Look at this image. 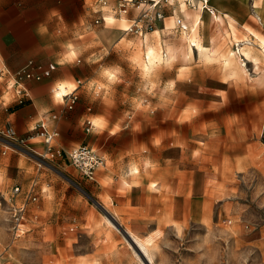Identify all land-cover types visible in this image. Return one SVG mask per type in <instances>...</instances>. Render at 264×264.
<instances>
[{
  "label": "rangeland",
  "instance_id": "obj_1",
  "mask_svg": "<svg viewBox=\"0 0 264 264\" xmlns=\"http://www.w3.org/2000/svg\"><path fill=\"white\" fill-rule=\"evenodd\" d=\"M137 1L140 8L130 3L119 20L110 9L118 0H107L98 25L90 11L96 26L76 37L81 46L100 44L94 68L86 67L83 52L70 43L65 54L76 52L72 62L84 72L51 86L58 101L57 88L69 92L75 80L84 84L94 76L96 87L106 85L97 98L104 92L117 96L109 101L112 112L101 116L107 122L102 138L95 135L88 145L106 162L95 180L65 158L43 159L0 137V264H148L126 229L144 241L149 264H264V89L256 82L264 68V0H220L235 21L215 20L217 13L191 9L184 0H161L164 18L154 21L155 32L126 34L127 17L150 3ZM102 28L121 34L103 44ZM192 39L200 46H192ZM148 47L155 53L149 58ZM243 51L260 67L254 70ZM105 69H119L115 82H104ZM5 85L3 76L2 94ZM193 108L196 114L182 119ZM29 143L38 152L43 148L39 137ZM151 155L154 162L159 158L160 216L136 232L108 193L95 188L111 180L125 186L121 174L137 165L148 173ZM16 185L24 193L33 190L37 200L28 205L25 232L14 238L4 198ZM21 199L22 193L12 196L17 204Z\"/></svg>",
  "mask_w": 264,
  "mask_h": 264
},
{
  "label": "crops",
  "instance_id": "obj_2",
  "mask_svg": "<svg viewBox=\"0 0 264 264\" xmlns=\"http://www.w3.org/2000/svg\"><path fill=\"white\" fill-rule=\"evenodd\" d=\"M87 1L0 0V70L6 76V94L0 93V126H12L19 136L29 137L28 140L30 141L37 137L34 135L35 131L32 130L33 125L42 119L50 129L58 130L59 136L54 143L56 149L60 152L70 150L79 145L88 146L93 142L95 135L98 138H102L101 134L103 131L99 133L93 131V134H90L92 127L86 132L85 127L83 128V123L87 119L110 114L113 106L109 101L112 98H117V96L111 95V92L108 95H105L104 92L101 97L97 98V87L93 83L95 80L94 76L85 77L86 81L84 84L82 82L77 87L76 92L79 98L70 110L66 109V99L60 96L63 93H60L59 88L56 89V97L61 98L60 100L55 101L51 94V86L54 83L69 80L71 77L74 78L84 72L83 69L75 66L72 60L66 59L68 55L65 53L69 51L68 45L70 43L75 45V51L83 52L86 58V67L88 68H94L93 56L101 50L100 44L91 41L81 46L76 37L91 31V27L99 24L91 25L90 11L97 16L98 14L94 12L95 7L90 6L93 0H89L88 3ZM219 1H210L215 9L214 15L218 14V16H213L212 18L215 20L228 18L230 21H235L237 18L233 13L219 4ZM200 11L208 14L206 11ZM130 14L133 15L134 11L131 10ZM121 17L115 18L121 20ZM120 34V31L116 28H102L99 32L103 44H109L111 41L118 39ZM192 41V46H200L196 40L192 39ZM235 49L239 50L240 47L237 45ZM242 55L247 62H252L254 70L256 65L260 67L257 58L251 56L247 51H243ZM29 59L42 65L53 63L55 64V69L51 76L44 77L45 79L27 81L26 84L30 93L29 98L19 104L15 101L12 90L6 87L9 82L7 72L15 71ZM61 61L63 62L61 63ZM259 73L260 70L257 71V85H259L257 80ZM104 82L108 83L109 81L104 80ZM75 86L76 80L72 89ZM258 87L261 90L264 89V86L260 85ZM91 104L92 106H89ZM100 107L104 108L102 112H99ZM248 113L250 118L253 117V111ZM243 120L247 122V118ZM111 135L103 137L102 142H106ZM151 159V170H148V173L139 170V165H137L133 170H128L125 174H121L123 175L121 180L126 183L125 186L119 185L117 180H111L112 182L106 187L98 189L99 186L97 185L95 188L96 193H108L111 202L113 204L115 202V205L122 212H125L126 222L130 226L135 227L137 229L136 232L142 228L154 226L156 223L154 219L158 220L160 216L162 192L158 186L160 180L158 155H156L155 162L153 155H151ZM155 166L156 168L154 169ZM92 180H95V176ZM96 182L98 183L97 179ZM166 195H170L169 191ZM166 195L164 193V196ZM166 198L167 205L163 209L168 212L170 209V205H168L169 197L166 196ZM174 207L173 203V211ZM130 231L136 236L137 233ZM125 232L128 235L127 232L129 230L126 229ZM137 237H139L138 234Z\"/></svg>",
  "mask_w": 264,
  "mask_h": 264
},
{
  "label": "built area",
  "instance_id": "obj_3",
  "mask_svg": "<svg viewBox=\"0 0 264 264\" xmlns=\"http://www.w3.org/2000/svg\"><path fill=\"white\" fill-rule=\"evenodd\" d=\"M161 0H150L148 7L141 8L140 14L133 17L127 18V25L124 28V33H134L138 35L145 34L147 32L154 30V21L161 20L164 18L163 12L160 9ZM135 4V8H140V1L137 0H118L117 4L110 7L113 15L115 17H120L122 15H127L128 5ZM184 3L192 9H199L206 11L210 15H214L215 9L211 5L210 0H184ZM107 5V0H93L90 6H94V12L98 16L94 19V23L98 24L104 21V16L102 14V7ZM153 10V11H151ZM178 24L180 20L176 21ZM55 69V64L49 63L47 65L37 64L33 60H27L21 67L13 72H7L9 76V82L7 83V88L12 90L13 97L17 103H23L29 98V88L26 82L29 80L39 81L44 77L51 76L53 70ZM5 73L0 70V78H2ZM81 80H76V86L69 92L63 93L60 96L66 99V109L70 110L73 108L77 102L79 95L76 92L77 87L81 85ZM147 100L143 99L142 103H146ZM152 112V110H151ZM131 117V116H130ZM92 127L91 120L87 119L85 122V130L88 132ZM32 130L36 133L35 136L39 137L43 148L40 152L36 151L31 147L28 142L29 137H21L17 134L16 130L10 125L0 126V137L9 142V146L12 148H22L28 151L36 153V155L43 159H57L65 158L68 162L74 165L89 179H93L97 170L105 166V159L103 156L99 155L94 149L87 145H79L67 151H58L55 146V139L59 136V132L56 129H50L45 122L40 119L34 125ZM23 195V200L12 202V196L21 194ZM37 200V194L33 193V190H29L24 193L21 187L16 185L12 189L11 196L4 201L8 205V211L10 214L9 221L11 223V231L13 237H19L25 232L24 225L26 224V217L30 212L28 205ZM70 229H73L72 227Z\"/></svg>",
  "mask_w": 264,
  "mask_h": 264
},
{
  "label": "clouds",
  "instance_id": "obj_4",
  "mask_svg": "<svg viewBox=\"0 0 264 264\" xmlns=\"http://www.w3.org/2000/svg\"><path fill=\"white\" fill-rule=\"evenodd\" d=\"M76 58V52H71L66 59L68 60H74ZM63 61H61L62 63ZM119 71V69H116L115 71L113 70H109V69H105L103 72V75L109 80V82H115L117 80V72ZM106 87V85L104 84H100L97 86L96 88V94L99 95L100 89ZM221 95H223V93H221ZM196 114V109H191V113H189L188 111L185 112L184 116L182 117V119H189L190 115H195ZM91 120V124H92V131H95L97 133L102 132L106 127H107V122L105 121V119L101 116H97V117H93L90 118ZM119 130V126L117 125L116 127L112 128V133L114 134L115 132H117Z\"/></svg>",
  "mask_w": 264,
  "mask_h": 264
},
{
  "label": "bare ground",
  "instance_id": "obj_5",
  "mask_svg": "<svg viewBox=\"0 0 264 264\" xmlns=\"http://www.w3.org/2000/svg\"><path fill=\"white\" fill-rule=\"evenodd\" d=\"M211 2H212V0H210ZM239 47V46H238ZM155 50V49H154ZM234 52V51H233ZM235 52H236V54L239 56V55H241V53H240V50H238V49H235ZM153 54H155L154 53V51H153V48L152 47H148V49H147V56H148V58L151 56V55H153ZM241 63V67H245L246 68V61L244 60V59H242L241 61H240ZM258 79V86H264V69H263V71L259 74V76L257 77ZM67 88V87H66ZM66 88H59V91H60V93H63L62 91L63 90H65ZM108 220V219H107ZM109 221V220H108ZM110 222V221H109ZM128 233V238H130V241L134 244V246L140 251V253L144 256V257H146V261L148 262V264L149 263H151V260H152V257H151V255L149 254V252H148V249H147V247H146V245H145V243H144V241L143 240H141L139 237H137V236H135L134 234H132L131 232H127Z\"/></svg>",
  "mask_w": 264,
  "mask_h": 264
},
{
  "label": "trees",
  "instance_id": "obj_6",
  "mask_svg": "<svg viewBox=\"0 0 264 264\" xmlns=\"http://www.w3.org/2000/svg\"><path fill=\"white\" fill-rule=\"evenodd\" d=\"M263 141H264V129H263Z\"/></svg>",
  "mask_w": 264,
  "mask_h": 264
}]
</instances>
